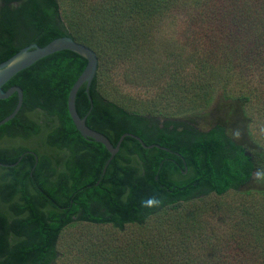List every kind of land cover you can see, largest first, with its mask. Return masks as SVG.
Masks as SVG:
<instances>
[{
	"label": "trees",
	"instance_id": "obj_1",
	"mask_svg": "<svg viewBox=\"0 0 264 264\" xmlns=\"http://www.w3.org/2000/svg\"><path fill=\"white\" fill-rule=\"evenodd\" d=\"M172 12L186 19L189 46L196 48L201 40L209 49L199 61L205 82L182 86L186 94L181 97L172 90L159 108H132L101 80L116 64L135 63L143 69L142 57L161 28L158 18ZM64 35L98 57L88 93L83 84L75 97L86 124L113 144L130 132L145 144L156 142L167 149L144 148L126 136L102 173L109 152L81 136L67 110L69 90L86 59L64 49L17 72L3 89L17 84L23 90L19 112L40 110L55 123L56 159L64 169L50 184L41 177L40 163L25 168L16 181L4 179L0 167L4 200L22 194L19 211L27 212L12 230L0 213V264H264V189L241 190L252 181L253 171L264 168V145L250 134V145L231 142L221 123L201 130L174 118L203 109L217 89L223 98L239 101L247 117L243 106L250 96L242 88L253 71L264 69V0H0V62L25 45L42 46ZM126 78L144 84L141 78ZM234 86L242 93L235 94ZM171 96L179 103L170 102ZM16 102V93L0 99V119ZM72 138L80 139L86 150L69 168L71 157L63 152H81L70 143ZM31 168L34 178L29 181ZM33 190L55 194L56 212L45 209L48 201L32 196ZM229 191L247 203L236 215L225 214L233 206L214 210L196 204ZM153 195L162 197L163 204L141 207ZM221 221L228 223L220 228ZM80 224L84 230L74 232L71 240L63 238V231ZM10 233L21 236L10 244Z\"/></svg>",
	"mask_w": 264,
	"mask_h": 264
},
{
	"label": "rangeland",
	"instance_id": "obj_2",
	"mask_svg": "<svg viewBox=\"0 0 264 264\" xmlns=\"http://www.w3.org/2000/svg\"><path fill=\"white\" fill-rule=\"evenodd\" d=\"M158 21L161 28L154 35L150 49L142 57V63L145 65L143 69H137L135 63L130 65L128 63L116 64L110 67L106 77L101 80L105 89L110 92L114 89V92L119 94L118 98L128 100L132 108L139 107L143 110H151L154 106L159 108L164 100L170 98L168 95L171 94L172 90L180 94L181 97L186 94V90L182 86L189 87L194 82H205L201 79L204 72L199 68L201 66L199 61L204 59L209 49L203 45L201 40L196 48L189 46L192 39L188 38V24H186L187 21L183 15L180 12H172L169 16L158 18ZM193 49H197L195 53ZM145 68L146 70H144ZM126 74L133 78L136 77L137 80L141 78L144 84L129 81ZM207 81L209 82V75ZM209 84L214 86L215 80H211ZM245 84L242 89L250 96L249 102L243 106L247 117L241 113L239 101L223 98L222 93L217 89L211 102L203 109L193 114H175L174 118L193 124L201 130H207L215 123L224 124L227 129L239 126L244 130V136L240 142L250 145L248 135L250 134L264 145V137L259 136L254 131V126L260 121H264V69L253 71ZM232 85L234 84L232 83ZM234 90H236L235 94L242 93L237 87L235 89V86ZM171 97L170 102L173 100L179 103V100ZM250 189H264V182L252 180L241 188L246 192ZM196 204L214 206V210L218 209V205H222V209L229 206L234 207V209H225V214L240 213L244 205L247 206L245 198L233 191L221 196L210 195ZM215 205H217L216 208ZM227 223L221 221L220 228ZM82 225L70 227L63 231V238L67 237L71 240L74 237V232L77 235V232H80L79 229H83Z\"/></svg>",
	"mask_w": 264,
	"mask_h": 264
},
{
	"label": "flooded vegetation",
	"instance_id": "obj_3",
	"mask_svg": "<svg viewBox=\"0 0 264 264\" xmlns=\"http://www.w3.org/2000/svg\"><path fill=\"white\" fill-rule=\"evenodd\" d=\"M36 128H38V130L35 131ZM54 128L55 123L49 121L40 110L35 112L18 111L11 120L0 125V167H2L4 179L8 181L19 180L22 178L21 176H23V170L25 168H30L32 163H34V165L40 163L38 166L41 177H48L50 184L57 181L64 166L59 165L56 159ZM138 142L140 143V141ZM70 143L81 148V152L78 151L76 154L72 153V149L63 152L65 155L68 154L71 157L70 161L72 162L69 168H74L77 161H79L76 155L83 157L85 151L82 150H86V146L78 138H72ZM155 144L157 143L152 142L145 145ZM150 148L158 149L159 147L152 146ZM160 148L162 150L167 149L161 146ZM32 168L34 169V167ZM32 168L31 172H29V176L31 177L29 181H32V178H34L32 175ZM68 171L71 172L72 170L69 169ZM31 195L39 198L42 197L48 201V208L45 209L53 213L56 212L55 194L47 195L45 191L33 190L31 191ZM19 205L20 207H18ZM22 205H24L22 194L17 193L15 196H12V198L4 200V194L1 195L0 193V213L4 216L5 226H9L11 230L20 227L21 221L23 222V220L19 219L27 214L24 210L19 211ZM19 236L21 235L10 233L7 235L6 241L13 244L14 238Z\"/></svg>",
	"mask_w": 264,
	"mask_h": 264
},
{
	"label": "water",
	"instance_id": "obj_4",
	"mask_svg": "<svg viewBox=\"0 0 264 264\" xmlns=\"http://www.w3.org/2000/svg\"><path fill=\"white\" fill-rule=\"evenodd\" d=\"M64 49L72 50L79 53L87 61L84 69L76 78V80L74 81V83L72 84L69 90L67 96V110L75 128L80 133V135L83 136L84 138L93 139L94 141L101 143L105 147V149L109 152L110 155L103 166L102 173L105 172V169L109 161L119 150L120 143L123 140V138L126 136H130L132 138L137 139L145 148H150L152 146L160 147L157 144L145 145L139 136L130 132L122 133L118 138L116 144H113L105 134L90 128L86 124V117L85 116L81 117L76 110L75 97L78 89L83 84H85V91L88 93L89 85L93 80L95 73L97 71L98 57L96 55V52L92 48H90L89 46L83 43L75 41L74 39H72L70 36L67 35L56 37L42 46L38 45L37 43H30L28 45H25L21 47L16 53L11 55L9 58L0 62V99L8 98L13 93L17 94V102L14 109L5 117L0 119V125L11 120L16 115L23 102V90L20 86L12 85L7 89H3V85L17 72L30 66L35 61L49 54H52L56 51H60ZM88 98L91 102V97L89 94H88Z\"/></svg>",
	"mask_w": 264,
	"mask_h": 264
},
{
	"label": "clouds",
	"instance_id": "obj_5",
	"mask_svg": "<svg viewBox=\"0 0 264 264\" xmlns=\"http://www.w3.org/2000/svg\"><path fill=\"white\" fill-rule=\"evenodd\" d=\"M254 131L261 137H264V121H260L254 126ZM224 135L228 136L230 141L235 143L239 142L244 136V130L237 126L234 128L226 129ZM251 178L255 182H264V168H257L251 173ZM163 198L158 195L150 196L141 201V207L146 209L159 208L163 204Z\"/></svg>",
	"mask_w": 264,
	"mask_h": 264
}]
</instances>
